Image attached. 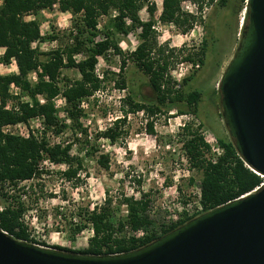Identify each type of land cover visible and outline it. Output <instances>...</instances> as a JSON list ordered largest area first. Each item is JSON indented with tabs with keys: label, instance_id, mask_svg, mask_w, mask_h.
I'll use <instances>...</instances> for the list:
<instances>
[{
	"label": "trees",
	"instance_id": "1",
	"mask_svg": "<svg viewBox=\"0 0 264 264\" xmlns=\"http://www.w3.org/2000/svg\"><path fill=\"white\" fill-rule=\"evenodd\" d=\"M182 1L197 2L199 9H202L204 4H210L214 0H163L158 21L175 26L188 23L183 30L185 34L192 29L190 21L195 18L182 13ZM226 2L227 0H220L219 5L225 6ZM241 4L235 12L245 8L241 29L243 32L247 23V7L244 6V0H241ZM55 6L62 13L71 11L70 28L61 33L52 30L43 35L36 17L41 11L52 10ZM143 9L149 16L147 21H142L139 17V12ZM155 12L156 5L152 0H3L0 6V48H6L7 51L1 55L0 63L9 65L15 57L18 65V72L0 75V194L6 200L4 211L0 212V229L8 235L17 240L36 243L30 238L24 222L28 211L25 203L17 200L16 194V197L9 196L4 187L15 188L19 194L37 204L39 198L32 192L29 194L19 184L39 178L44 162L67 165L61 175L69 182L76 178L81 169L82 161L71 155L70 143L52 144L46 137H59L66 127L64 120L57 114L54 100L58 97L63 99L64 118L70 121L73 130L79 128V120L85 116L82 101L102 88L103 82L95 74L99 57H105L110 50L122 55L116 35L127 36L139 30V43L136 50L130 52L128 59L147 78V86L152 94L141 99L126 95L123 99L127 106L123 111L124 115L142 112L149 119L157 115L168 116L173 110L179 115L187 112L196 114L200 93H185L182 90L191 75L185 77L178 87L171 78L170 58L174 51L157 42L153 20ZM27 16L32 19L27 20ZM101 17L106 18L102 32L98 29ZM59 34L62 38H59ZM101 34L103 37L99 39ZM44 42H55L56 47L47 52L40 51L38 46L32 47L35 43ZM205 48L206 42L203 40L197 53H189L182 60L197 61L202 65ZM42 56L45 57L44 60L41 59ZM77 56L81 59L77 60ZM125 68L126 60L123 58L120 64L121 75L125 73ZM63 69L76 70L80 78L60 79ZM31 74L35 76V82L29 80ZM121 83L119 88L126 89L124 77L121 78ZM11 84L18 87L22 95L28 96L32 103L17 101L18 110L7 109L8 102L15 98L9 93ZM37 97H42L44 103H39ZM33 118L41 119L43 129L29 138L10 136L2 131L7 125L26 124ZM119 122L120 120L114 121L99 136L114 142L118 137L115 127ZM147 125L153 133L152 123ZM199 130L200 126L194 128L189 122L184 123L178 136L186 161L191 168L202 173L198 190L206 212L251 193L260 185L262 177L243 163L230 138H217V144L223 152L215 162L208 159L206 155L209 145ZM99 162L108 169L107 159ZM190 183H193L191 178ZM29 189L32 191L31 187ZM151 203L150 195L139 191L138 198L121 196L120 201L114 204L107 195L101 205L92 209L77 208V219L72 218L75 222L68 223V235L74 241L80 233L90 228L92 235L87 241V248L82 251L56 248L91 255L124 253L139 249L192 219L185 217L168 226L163 223L158 225L150 214ZM121 206L125 207L126 214L117 217L114 209ZM138 232L143 234L136 237Z\"/></svg>",
	"mask_w": 264,
	"mask_h": 264
},
{
	"label": "rangeland",
	"instance_id": "2",
	"mask_svg": "<svg viewBox=\"0 0 264 264\" xmlns=\"http://www.w3.org/2000/svg\"><path fill=\"white\" fill-rule=\"evenodd\" d=\"M152 1L156 5L153 20L157 42L174 51L170 58L172 65L170 71L177 69L181 64L196 63L197 61H183L182 58L189 53H197L202 41L206 42L203 64H199L198 69L189 70L185 77L191 75V79L182 87L185 93L191 91L200 93L196 114L187 112L179 115L173 110L168 116L157 115L149 119L142 112L124 115L123 111L127 106L123 99L126 95H134L141 99L152 94L147 86V78L138 72L134 63L128 59L132 48L139 43V30L127 36L116 35L122 55L114 54L110 50L105 57H99L95 74L102 80V88L82 101L81 107L85 116L80 118L79 128L73 130L70 121L64 118L62 110L64 104L59 103L60 97L54 100L58 104L57 114L64 120L66 127L61 136L46 137L52 144L59 142L71 144V155L82 161L76 178L70 182L63 178L61 174L67 169V165L44 162L39 178L19 184V187L25 188L29 194L32 192L39 198L37 204L26 197L21 201V194L15 188L13 190L11 187H4L9 196L16 197V194L17 200L25 203L28 211L25 213L24 222L30 237L40 238L44 235L43 243H52L72 251H82L87 248V241L91 237L90 228L80 233L74 241H71L68 235V223L74 220L72 218L77 219L76 209L82 207L92 209L96 205H101L107 195L114 204L120 201L121 196L138 198L139 191L150 195L152 201L150 214L156 223L168 226L170 223H167L166 219L170 214L178 213L181 205L196 200L202 177L201 171L191 168L186 161L179 142L180 127L188 122L194 128L200 126V134L211 143H216L217 138H229L221 118L218 87L223 71L233 57L242 34L241 20L244 7L235 12V9L242 5L241 0H227L225 6L219 5L220 0H214L210 4H204L202 9H199V3L194 2L198 6L196 12L182 10L183 14L195 18L194 21H190L192 29L185 34L183 30L188 23L179 26L161 24L158 17L162 6L159 0ZM244 3L245 6L246 0ZM61 13L55 6L52 10H43L37 15L36 19L40 23L43 35L51 33L52 30L61 33L70 28L64 25H71L72 16L65 18ZM139 17L142 21L149 19L145 9L139 12ZM26 19L30 20L32 17L27 16ZM105 22L106 18L99 19L100 32L103 31ZM102 37V34L99 35V39ZM59 38H62L60 34ZM122 42L125 44L124 48L121 47ZM35 46H38L40 51L47 52L54 49L56 43H35ZM76 58L81 59L80 56ZM123 58L126 60V68L125 73L121 75L120 64ZM41 59L44 60L45 57L42 56ZM11 64L12 62L9 65L0 63L5 69L0 75L13 74L14 72L6 71ZM63 77L70 80L80 78L74 69H63L60 79ZM123 77L127 86L124 90L119 88ZM34 78L33 74L29 76L31 82H35ZM17 98H22L23 101L30 99L20 91L19 96L11 98L8 103L15 105ZM37 101L39 102V99ZM181 107L185 109V106ZM116 120L120 122L115 127L118 137L114 142L99 136ZM150 122L153 133L149 131L147 125ZM29 125L33 129L37 127L36 132H41L42 122L34 120L29 122ZM101 159H107L108 169L100 164ZM190 178L193 179L192 184ZM5 202L0 194V207H3ZM114 211L117 217L126 214L124 206L119 209L116 207Z\"/></svg>",
	"mask_w": 264,
	"mask_h": 264
},
{
	"label": "water",
	"instance_id": "3",
	"mask_svg": "<svg viewBox=\"0 0 264 264\" xmlns=\"http://www.w3.org/2000/svg\"><path fill=\"white\" fill-rule=\"evenodd\" d=\"M246 7L247 23L218 92L236 153L264 177V0H246ZM0 264H264V186L119 254L40 247L0 229Z\"/></svg>",
	"mask_w": 264,
	"mask_h": 264
},
{
	"label": "built area",
	"instance_id": "4",
	"mask_svg": "<svg viewBox=\"0 0 264 264\" xmlns=\"http://www.w3.org/2000/svg\"><path fill=\"white\" fill-rule=\"evenodd\" d=\"M2 2H3V0H0V6L2 5ZM189 7H193V11H195V12L198 10V6L194 2H191V1H182L181 2V10L189 12L187 10ZM193 11L189 12V13H193ZM244 15H245V8L243 9V17H242V20H241V26H242L243 21H244ZM199 64H200L199 62H196L194 64H187V65L182 64V65H184V66L191 65L190 70H194V69H198ZM176 70H178V68L170 71V76L176 82V85L178 87V85L181 83V81L184 79L185 76L182 79L174 78L171 75V73L173 71H176ZM34 80H35V78H34ZM9 93L12 96L17 97L20 94V89L18 87L14 86L13 84H11L10 87H9ZM37 99H39V103H41V104L44 103V99L42 97H37ZM17 101L28 102L30 104L32 103V101L30 99H27V100L23 101L22 98H18L16 100L15 105H13L11 102L8 103L7 104V109L13 108L14 110H18ZM54 103H55V101H54ZM59 103H63L64 104V101H63L62 98H59ZM57 106H58V104L55 103V107H57ZM34 120L40 121V123H41V119H39V118H33L29 122H33ZM29 122L26 123V124L25 123H17V124H14V125H7V126L2 128V131H3V133H5L7 135H10V136H15V137H20V138H29L30 135H36V130L35 129H37V127L35 129H33V127L31 125H29ZM42 129H43V127H41L40 130H42ZM203 138H204V141L209 145V152L207 153V158L209 156L208 159H210L211 161L215 162L217 160V158L222 154L223 150L219 147V145L217 144V141H216V143H211L205 137H203ZM263 186H264V177H262V182L260 183V185L257 188H255L252 192L260 189ZM24 199H25V196L21 195V201H24ZM177 212L178 213L170 214L167 217L166 222L171 224V223H175V222L179 221L182 218H185V217L186 218H193V217H195L197 215H200V214L204 213V207H203V205H202V203L200 201V192H199V190H198V194H197L196 200L192 201V202L188 201L184 205H181L178 208ZM33 220H34V222L36 221L35 218ZM73 221H75V220H73ZM90 233L92 235V230L91 229H90ZM142 234H143V232H138V233L135 234V236L139 237ZM30 238L34 239V241L36 243H33V244H35L37 246L45 247V248H55V247H57V246H55L52 243H48V242H45L46 244L43 243L45 241V236L44 235H41L40 238L39 237H33V236L30 237Z\"/></svg>",
	"mask_w": 264,
	"mask_h": 264
},
{
	"label": "clouds",
	"instance_id": "5",
	"mask_svg": "<svg viewBox=\"0 0 264 264\" xmlns=\"http://www.w3.org/2000/svg\"><path fill=\"white\" fill-rule=\"evenodd\" d=\"M159 3L162 6L163 0H159ZM193 7H189L187 10L189 12H192L193 11ZM61 15L64 16L65 18H70L72 16V13H71V11H68V12H65V13H61ZM69 26H70L69 24H65L64 25V27H69ZM32 47H35V44H33ZM121 47L122 48L125 47V44L123 42L121 44ZM135 50L136 49L133 47L132 48V51H135ZM6 51H7L6 48H0V55H3ZM190 68H191V65L184 66V65L181 64V65L178 66V70L173 71L171 73V75L174 78H176V79H182L184 76H186L188 74ZM4 71H5L4 66L3 65H0V74H3ZM6 71L9 72V73L10 72H18V65H17V61H16L15 57L12 58V64H11V66L8 69H6ZM97 95H99V93H97ZM3 211H4V208L3 207H0V212H3Z\"/></svg>",
	"mask_w": 264,
	"mask_h": 264
},
{
	"label": "crops",
	"instance_id": "6",
	"mask_svg": "<svg viewBox=\"0 0 264 264\" xmlns=\"http://www.w3.org/2000/svg\"><path fill=\"white\" fill-rule=\"evenodd\" d=\"M14 73H16V72H14ZM30 80V79H29Z\"/></svg>",
	"mask_w": 264,
	"mask_h": 264
}]
</instances>
